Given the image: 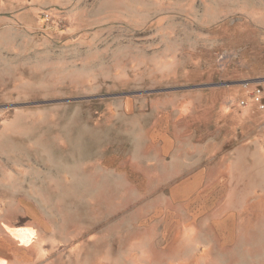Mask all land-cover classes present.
Instances as JSON below:
<instances>
[{"label":"rangeland","instance_id":"374dc122","mask_svg":"<svg viewBox=\"0 0 264 264\" xmlns=\"http://www.w3.org/2000/svg\"><path fill=\"white\" fill-rule=\"evenodd\" d=\"M19 1L42 26L2 32L0 226L50 264H264V139L200 123L263 85L264 0ZM180 109L193 134L144 130Z\"/></svg>","mask_w":264,"mask_h":264},{"label":"crops","instance_id":"0c3cea01","mask_svg":"<svg viewBox=\"0 0 264 264\" xmlns=\"http://www.w3.org/2000/svg\"><path fill=\"white\" fill-rule=\"evenodd\" d=\"M14 23H18L30 32L40 29L42 25L41 21L38 20L37 6L29 2L21 3L19 0H0V43L4 41L3 29ZM12 45L16 49V40L9 43L10 49ZM252 80L260 81L257 79ZM262 86H264V82ZM211 95L212 92L207 93L205 98L207 101L203 102L205 104L202 108H205L204 112H207L208 115L205 120H200L201 124L222 125L219 131H226L240 139L246 137L247 141L264 139V130L262 129L264 118L261 113L252 106L238 109L236 102L230 104L229 101L219 98L212 99ZM188 102V99H185L181 103L179 102L178 107H183ZM181 113L183 112L180 109L179 115L155 117L145 123L144 130H147L152 138L164 141L178 139L185 132L193 134L194 124L198 122L194 123L192 117L183 116ZM216 131L218 130L216 129ZM191 185H195V183L193 184L192 181ZM5 197L0 196V201ZM15 199L14 196L13 200ZM39 240L42 247L37 251L38 253H31L27 248L34 241L40 242ZM48 242L47 234L35 230L34 227L20 231L4 223L3 226H0V264H50Z\"/></svg>","mask_w":264,"mask_h":264},{"label":"built area","instance_id":"2783aa9c","mask_svg":"<svg viewBox=\"0 0 264 264\" xmlns=\"http://www.w3.org/2000/svg\"><path fill=\"white\" fill-rule=\"evenodd\" d=\"M239 86L243 89L244 96L237 100V108L245 109L252 106L264 118V87L261 82L253 80L242 81Z\"/></svg>","mask_w":264,"mask_h":264}]
</instances>
